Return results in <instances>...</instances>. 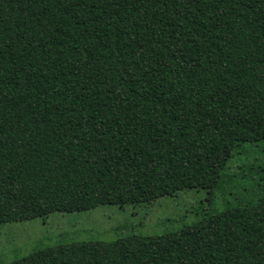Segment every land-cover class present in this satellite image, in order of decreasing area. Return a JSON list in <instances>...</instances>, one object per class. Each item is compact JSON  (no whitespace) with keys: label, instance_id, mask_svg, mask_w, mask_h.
Returning a JSON list of instances; mask_svg holds the SVG:
<instances>
[{"label":"trees","instance_id":"obj_1","mask_svg":"<svg viewBox=\"0 0 264 264\" xmlns=\"http://www.w3.org/2000/svg\"><path fill=\"white\" fill-rule=\"evenodd\" d=\"M259 141L264 0H0V223L213 192ZM4 264H264V197Z\"/></svg>","mask_w":264,"mask_h":264},{"label":"rangeland","instance_id":"obj_2","mask_svg":"<svg viewBox=\"0 0 264 264\" xmlns=\"http://www.w3.org/2000/svg\"><path fill=\"white\" fill-rule=\"evenodd\" d=\"M264 141L247 143L229 160L224 181L213 192L196 187L163 196L154 203L100 205L56 211L45 217L0 223V264L51 245L74 241H114L129 235H159L194 224L239 201L264 197Z\"/></svg>","mask_w":264,"mask_h":264}]
</instances>
